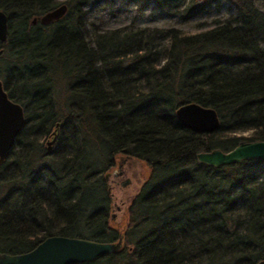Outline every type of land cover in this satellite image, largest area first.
<instances>
[{
  "label": "trees",
  "instance_id": "1",
  "mask_svg": "<svg viewBox=\"0 0 264 264\" xmlns=\"http://www.w3.org/2000/svg\"><path fill=\"white\" fill-rule=\"evenodd\" d=\"M142 1L187 20L218 0ZM226 1L233 15L185 35L89 32L88 0H0V82L23 114L0 164V253H26L52 236L113 243L119 231L118 251L84 264L264 261V161L212 168L195 159L264 141V12L252 0ZM60 5L63 17L38 22ZM189 103L215 113L213 133L179 125L174 112ZM119 159L137 161L144 180L116 216L121 230L103 178L126 168Z\"/></svg>",
  "mask_w": 264,
  "mask_h": 264
},
{
  "label": "water",
  "instance_id": "2",
  "mask_svg": "<svg viewBox=\"0 0 264 264\" xmlns=\"http://www.w3.org/2000/svg\"><path fill=\"white\" fill-rule=\"evenodd\" d=\"M65 12V6L60 5L42 15L38 22L43 25L52 23L63 17ZM6 21V16L0 11L1 43L6 39ZM33 22L34 19H32L31 23ZM174 117L182 128L196 134L213 133L218 126L217 117L211 109L193 103L179 106L174 112ZM22 124L23 114L21 107L7 97L0 82V164L5 160ZM46 144L49 146L50 141ZM195 159L198 164L212 168L238 164L243 161H264V141L239 142L229 151L222 152L215 149L207 153H198L195 155ZM122 162L127 165L126 170L130 167L135 170L140 165L132 159H122ZM122 171H125V169L122 165H118L116 170L103 176L111 206V219L113 215L117 216L119 206H122L121 202L117 201L113 194L114 180L118 175L122 174ZM137 172L138 170L136 169L132 174L135 185L133 186L134 192L130 195V200L137 195L144 184L143 179L140 177L138 179ZM121 247V234H118L117 240L113 243H99L86 239L52 236L43 239L26 253L17 255L0 253V264H84L92 262L99 257L115 253ZM256 264H264V261H259Z\"/></svg>",
  "mask_w": 264,
  "mask_h": 264
},
{
  "label": "rangeland",
  "instance_id": "3",
  "mask_svg": "<svg viewBox=\"0 0 264 264\" xmlns=\"http://www.w3.org/2000/svg\"><path fill=\"white\" fill-rule=\"evenodd\" d=\"M52 1L62 3L65 0ZM205 1L206 0H189V3L198 5ZM252 1L259 10L264 12V0ZM82 11L84 14L81 15L83 16L81 21L85 29L89 32H104L133 26L136 28L175 29L185 35H190L206 29L210 27L213 22L223 21L234 13L232 5L226 0H218L208 5L205 11L187 20L168 15L154 8L152 5L145 6L142 0H88L87 5ZM30 20L32 21V19ZM240 136L245 138L248 137V134L244 133ZM46 141L47 139L43 140V142ZM112 171L109 170L108 173ZM142 174L146 177L148 171H142ZM113 194H115L114 191ZM112 224L114 228L115 224ZM146 228H148V226L135 229L131 234L132 238H138Z\"/></svg>",
  "mask_w": 264,
  "mask_h": 264
},
{
  "label": "flooded vegetation",
  "instance_id": "4",
  "mask_svg": "<svg viewBox=\"0 0 264 264\" xmlns=\"http://www.w3.org/2000/svg\"><path fill=\"white\" fill-rule=\"evenodd\" d=\"M32 19H34V22L32 23V25L35 26V23H36L35 16ZM117 162H118L117 165L119 163H121V164L124 163V162H122V159H119ZM116 168H118V167H116ZM124 169H125V171H122V174L118 175L116 177V179L114 180V186H113V191L115 192V195H114L115 199L117 201H120L121 204H122V206H119V212L118 213L121 212L122 208L125 207V209H128V207H129V203L131 202V200H130L131 196L130 195L133 194V192H134L133 191L134 190L133 186L135 185V183H134V181L132 179V174L135 172L136 169L138 170V168H135V170H134L131 167L129 169H127V170H126V168H124ZM112 170H114V168ZM136 174L138 175L137 176L138 179H140L141 178L140 177L141 174H139V171ZM137 177H136V180H137ZM127 181H129V182L127 183ZM141 190H143L142 187L140 188L139 192ZM126 203H128V204H126ZM110 208H111V206H109V214H108L109 215V219L115 224L114 229H118L119 230L120 229L119 222H117V219H116L115 215H113L114 218L112 217V219H111V209ZM118 234H120L119 231H118Z\"/></svg>",
  "mask_w": 264,
  "mask_h": 264
}]
</instances>
